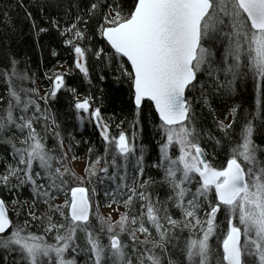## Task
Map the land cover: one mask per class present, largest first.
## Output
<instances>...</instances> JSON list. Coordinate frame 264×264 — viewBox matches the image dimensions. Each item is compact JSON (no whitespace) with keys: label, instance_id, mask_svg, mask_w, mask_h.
<instances>
[{"label":"snow or ice","instance_id":"obj_1","mask_svg":"<svg viewBox=\"0 0 264 264\" xmlns=\"http://www.w3.org/2000/svg\"><path fill=\"white\" fill-rule=\"evenodd\" d=\"M16 4L37 46L44 34L58 40L89 85L97 67L101 81L111 74L126 85L133 119L129 134L123 119L102 111L104 89L81 99L67 79L71 68L44 72L51 86L41 95L35 72L4 34L0 264H264V144L254 139L257 128L264 131V0ZM4 18L12 19L7 11ZM51 55H59L56 47ZM249 85L252 112L241 116L234 105L231 123L214 119L216 133L205 128L202 108L215 112L206 86L233 99ZM65 95L74 119L101 139L102 153L88 149L82 175L70 166L53 111ZM145 120L152 153L143 143ZM101 199L123 205L119 219L100 213Z\"/></svg>","mask_w":264,"mask_h":264},{"label":"trees","instance_id":"obj_2","mask_svg":"<svg viewBox=\"0 0 264 264\" xmlns=\"http://www.w3.org/2000/svg\"><path fill=\"white\" fill-rule=\"evenodd\" d=\"M31 0H24L25 4H29ZM11 4L13 7L11 9H5V5ZM33 12V15L37 17L38 23L42 26L44 21L39 19L38 11L35 8H29ZM5 11L7 15L11 17L10 22H5ZM13 25L15 26L13 28ZM7 33L9 39L6 41L11 45V49L18 55L20 59H27L28 67L31 71L35 72V87L40 86L43 89L47 90L51 85L44 78L43 73L55 69L58 66H66L69 70L72 69L71 74L67 76V79L70 83L76 86L81 93V98L83 99L84 94L91 89L93 95L99 97L100 89H104V103L105 107L102 111L106 115L115 114L117 120L123 119L125 121L123 127L124 130L131 134V127L129 122L133 119L130 104L128 102V93L127 86L120 85L115 82L111 74L107 75V78L101 81L98 77L101 69L97 67L91 73L92 84L89 85L84 79L82 74L75 69L73 64V55L65 48L59 46V41L52 38L50 39L47 34L41 35L40 45L37 46L34 34L28 24L24 9L20 8L16 4V0H0V46L4 41V34ZM56 47L58 56L53 57L51 55V48ZM49 74H51L49 72ZM31 86V85H25ZM3 88V85L0 84V89ZM205 91L209 94L212 101V108L215 109V112H210L207 107L202 108L201 111V122L207 129H211L213 133H216V127L213 123L214 119L223 120L225 124L232 122V116L229 114L231 107L234 105H239L240 115L242 116L245 111L252 112L255 106V91L251 85L245 88L243 94L239 98L233 99H222L220 95L215 94L210 88L205 87ZM199 95V93H197ZM71 100L70 96H63L59 99L58 103L53 106V111L56 112L57 120L61 124L60 131L65 137L64 147L75 151V154L78 157L86 156L87 164L89 163V152L88 149L95 145L96 149L99 150V153H102L101 139L99 136V130L92 125H85L81 127L74 119L73 112L69 107V102ZM234 127H236L234 125ZM115 131V129H113ZM139 130V129H137ZM74 136V139L70 140L69 136ZM143 143L148 145L149 152H154L155 143H154V134L152 131L151 125L144 121V133H143ZM254 139L257 143L264 144V131H261L260 128H257ZM139 142V141H138ZM49 144H53V140L49 139ZM78 144V146H77ZM97 152L92 153V159H95ZM221 160L223 157L220 158ZM154 175H156L154 173ZM157 179L159 176L157 175ZM154 193L163 194V189L159 186L153 187ZM27 196V194H26ZM116 205V204H115ZM100 206H105V201L100 200ZM125 211L123 205H119ZM41 211H44V208L41 206ZM99 228V224L96 225ZM143 239V237H141ZM106 242V241H105ZM177 254H174V258Z\"/></svg>","mask_w":264,"mask_h":264},{"label":"rangeland","instance_id":"obj_3","mask_svg":"<svg viewBox=\"0 0 264 264\" xmlns=\"http://www.w3.org/2000/svg\"><path fill=\"white\" fill-rule=\"evenodd\" d=\"M55 71L57 72H67L68 69L66 66H58L55 68ZM37 88L40 89L41 95L44 94V92L46 91L45 89H43L42 87L37 85ZM82 99V98H81ZM65 151H67L68 154V158L70 160V166L72 167V169L77 173V174H83V170L86 168V164H87V159L86 156L84 157H78L75 154V151H73V149L69 150L67 148H65ZM76 156L77 159L72 160V157ZM123 212V208L113 204L111 207H103L100 206V213L102 215H104L105 217L111 215L112 219L115 221L117 219H119V215L120 213Z\"/></svg>","mask_w":264,"mask_h":264}]
</instances>
